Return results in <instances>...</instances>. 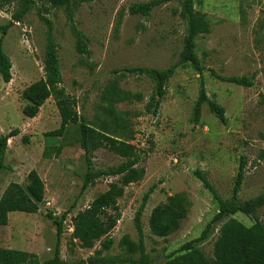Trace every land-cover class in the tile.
Returning <instances> with one entry per match:
<instances>
[{"label":"rangeland","instance_id":"rangeland-1","mask_svg":"<svg viewBox=\"0 0 264 264\" xmlns=\"http://www.w3.org/2000/svg\"><path fill=\"white\" fill-rule=\"evenodd\" d=\"M33 1L17 23L11 15L18 0H0V27H8L4 33L0 30V38L11 62V81L3 83L0 78V134L17 132L8 141L5 169L0 172V197L10 183L24 186L28 173L35 171L44 185V201L36 214L8 215L7 226L0 227V250L34 253L40 262L52 258L57 236L47 214L52 213L55 219L66 214L59 237L60 256L66 262L95 264V259L116 257L165 264L183 244L196 239L216 213L212 196L194 176L196 170L206 176L223 200L230 201L240 158L244 157V180L237 201L246 202L264 192V0H195V11L210 24L209 33L196 40V54L205 70L198 75L189 66L178 68L166 84V94L155 115L144 109L154 94L153 83L123 69L164 70L178 61L185 27L177 0L161 3L149 17L131 15L129 10L152 0H74L72 23L83 34L88 55L77 52L63 8ZM43 18L51 24L61 87L75 98L78 113L88 122L102 118L100 94L109 81L117 80L122 91L141 97L139 102L115 106L130 114V144L142 154L138 168L143 170V177L125 187L117 200L120 218L109 235L113 244L99 255L100 242L92 249H82L67 228L73 215L118 178H101L81 193L86 166L73 125L62 137L46 136L60 125L52 98L33 119L21 113L26 105L22 91L43 77L47 35ZM210 70L223 77H245L252 86L220 82ZM200 80L208 98L224 108L225 125L206 105L199 123H193ZM91 161L96 170L124 162L105 149L96 151ZM153 186L141 213L144 258H140L134 217L144 194ZM176 194L188 198L187 216L176 232L166 238L156 237L149 230L150 213ZM256 215L264 223V207ZM229 219L246 227L253 224L250 216L237 213L213 225L208 239L198 245L208 260L213 258L219 227ZM129 244L135 250L130 251Z\"/></svg>","mask_w":264,"mask_h":264},{"label":"trees","instance_id":"trees-1","mask_svg":"<svg viewBox=\"0 0 264 264\" xmlns=\"http://www.w3.org/2000/svg\"><path fill=\"white\" fill-rule=\"evenodd\" d=\"M53 8H63L71 23V32L75 38L76 50L79 54L88 55L83 34L72 23L74 0H40ZM169 0H152L142 4L133 5L129 12L131 15L149 17L152 10L163 2ZM180 4L179 17L184 23L185 35L183 38L182 51L178 61L164 70L152 68H124L127 74L146 77L153 83L154 94L148 104L145 105V113L155 115L160 107L161 101L166 94V84L175 71L184 66H189L198 75H201L205 68L196 54V40L199 36L206 35L210 31L209 21L204 15L198 14L194 9L195 0H177ZM33 0H18L17 8L11 15L14 22H21L24 15L30 10ZM47 26L46 44L43 60V77L26 87L21 96L26 102L22 108V115L25 118L33 119L37 116L40 108L49 99L54 100L60 118L59 128L46 134L47 137H62L73 125L76 133V141L83 151L85 161V172L82 177L81 193L93 186L95 181L105 177H117L116 182L108 185L106 191L96 197L85 209L77 212L71 217L73 232L71 238L76 240L82 249H92L96 242H100V250L96 252L109 251L113 240L109 237L116 226L120 211L117 200L123 196L124 188L130 184L140 181L143 177V170L138 168L142 160V154L136 146L130 144L133 139V132L129 128L128 112L115 108L120 103L139 102L140 95L124 92L119 88L118 81H109L100 94L99 110L102 118L88 122L84 116L77 111L75 98L66 95L61 87L62 76L59 69L56 45L54 43L50 22L43 18ZM7 26L0 27L4 33ZM11 62L2 47L0 38V78L3 83L11 81ZM211 76L223 83L233 84L241 87H251L252 82L245 77H223L210 70ZM206 105L211 114L218 121L225 125L226 117L224 108L206 95L204 83L200 80L197 101L194 105L193 123L198 124L202 107ZM17 135L11 132L9 135L0 134V172L5 169L4 157L8 147V141ZM105 149L124 160L117 167L107 169H94L92 167V156L100 150ZM245 159L240 158L238 171L232 188V199L223 200L206 176L196 170L194 176L198 178L203 187L212 196L216 204V213L210 222L205 226L200 235L183 244L176 254L171 255L165 264H264V223L258 217L257 212L264 207V192L246 202H238L237 197L244 180ZM154 191L151 187L143 196L140 208L134 217V227L139 236L138 253L144 258L142 242L141 213L150 195ZM44 201V185L35 171H30L26 177V184L21 186L10 183L0 197V227L8 224V215L13 212L25 214H36L39 204ZM190 208V202L184 194H176L167 199V202L154 207L148 219L150 232L159 238H166L176 232L186 218ZM241 213L250 216L253 224L246 227L240 222L229 219L221 224L218 229V236L213 244V258L208 260L198 245L205 242L213 230V225L226 216H233ZM47 217L53 221L57 242L52 258L40 262L38 256L19 250L6 252L0 250V264H71L63 260L59 251V237L62 232V225L66 218L63 214L59 219ZM135 250L133 244H129ZM132 253V252H130ZM95 264H135L133 260L101 258L95 259ZM137 263L144 264V261ZM136 263V264H137ZM77 264H85L79 262Z\"/></svg>","mask_w":264,"mask_h":264},{"label":"built area","instance_id":"built-area-1","mask_svg":"<svg viewBox=\"0 0 264 264\" xmlns=\"http://www.w3.org/2000/svg\"><path fill=\"white\" fill-rule=\"evenodd\" d=\"M24 39H25V38H24ZM24 41L27 42L26 39H25ZM67 230H68V232H69L70 234H72V232H73V227H72V224H71V223L68 225Z\"/></svg>","mask_w":264,"mask_h":264},{"label":"crops","instance_id":"crops-1","mask_svg":"<svg viewBox=\"0 0 264 264\" xmlns=\"http://www.w3.org/2000/svg\"><path fill=\"white\" fill-rule=\"evenodd\" d=\"M73 241H75V240H73ZM34 254V253H33ZM36 255V254H35Z\"/></svg>","mask_w":264,"mask_h":264}]
</instances>
